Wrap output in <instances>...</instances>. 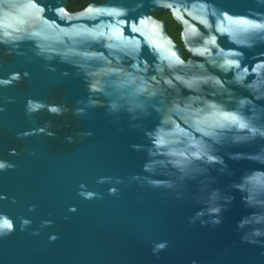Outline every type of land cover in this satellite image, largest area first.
I'll return each instance as SVG.
<instances>
[{
	"label": "water",
	"instance_id": "1",
	"mask_svg": "<svg viewBox=\"0 0 264 264\" xmlns=\"http://www.w3.org/2000/svg\"><path fill=\"white\" fill-rule=\"evenodd\" d=\"M69 3L0 0V264H264V0Z\"/></svg>",
	"mask_w": 264,
	"mask_h": 264
},
{
	"label": "trees",
	"instance_id": "2",
	"mask_svg": "<svg viewBox=\"0 0 264 264\" xmlns=\"http://www.w3.org/2000/svg\"><path fill=\"white\" fill-rule=\"evenodd\" d=\"M89 0H78L75 3V0H70L69 10L71 12H77L85 8ZM159 19L164 20L168 24L169 34L174 37V39L180 44L181 43V26L173 19L169 14H164L159 16ZM189 54L185 52V57L188 58Z\"/></svg>",
	"mask_w": 264,
	"mask_h": 264
}]
</instances>
